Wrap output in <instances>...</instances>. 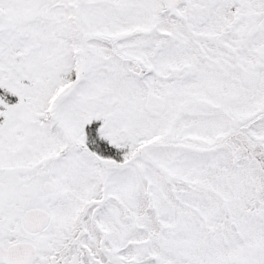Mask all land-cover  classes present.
Instances as JSON below:
<instances>
[{"label": "snow or ice", "instance_id": "snow-or-ice-1", "mask_svg": "<svg viewBox=\"0 0 264 264\" xmlns=\"http://www.w3.org/2000/svg\"><path fill=\"white\" fill-rule=\"evenodd\" d=\"M0 264H264V0H0Z\"/></svg>", "mask_w": 264, "mask_h": 264}]
</instances>
